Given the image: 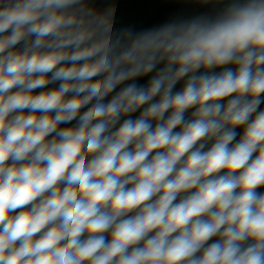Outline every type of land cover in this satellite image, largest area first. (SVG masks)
Wrapping results in <instances>:
<instances>
[{"label": "clouds", "instance_id": "clouds-1", "mask_svg": "<svg viewBox=\"0 0 264 264\" xmlns=\"http://www.w3.org/2000/svg\"><path fill=\"white\" fill-rule=\"evenodd\" d=\"M114 13L0 0V264H264V0Z\"/></svg>", "mask_w": 264, "mask_h": 264}]
</instances>
